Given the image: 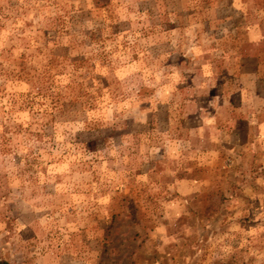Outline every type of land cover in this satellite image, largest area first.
Instances as JSON below:
<instances>
[{"label":"rangeland","instance_id":"1","mask_svg":"<svg viewBox=\"0 0 264 264\" xmlns=\"http://www.w3.org/2000/svg\"><path fill=\"white\" fill-rule=\"evenodd\" d=\"M0 261L264 264V0H0Z\"/></svg>","mask_w":264,"mask_h":264},{"label":"trees","instance_id":"2","mask_svg":"<svg viewBox=\"0 0 264 264\" xmlns=\"http://www.w3.org/2000/svg\"><path fill=\"white\" fill-rule=\"evenodd\" d=\"M0 264H8L6 261H0Z\"/></svg>","mask_w":264,"mask_h":264}]
</instances>
